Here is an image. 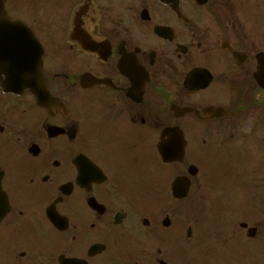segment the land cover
<instances>
[{
  "label": "flooded vegetation",
  "instance_id": "obj_1",
  "mask_svg": "<svg viewBox=\"0 0 264 264\" xmlns=\"http://www.w3.org/2000/svg\"><path fill=\"white\" fill-rule=\"evenodd\" d=\"M226 1H3L0 264H264V37Z\"/></svg>",
  "mask_w": 264,
  "mask_h": 264
},
{
  "label": "rangeland",
  "instance_id": "obj_2",
  "mask_svg": "<svg viewBox=\"0 0 264 264\" xmlns=\"http://www.w3.org/2000/svg\"><path fill=\"white\" fill-rule=\"evenodd\" d=\"M238 1L240 2V4L243 3L244 0H231V3L235 6H238ZM258 2L257 5H254V4H251V3H247V5L244 7V6H241L239 8L236 9V12H235V16H237L239 19H242L244 17V11H248V10H251V14L250 15H247L246 17L248 18L247 22L248 23H252L250 26L253 27V28H259V26H261L262 28V32L260 31L261 34H263V37H264V0H255ZM231 16V15H229ZM252 17H254V21L252 20ZM259 18V21L261 23V25H258V21H256V19ZM255 23V24H253ZM257 28V29H258Z\"/></svg>",
  "mask_w": 264,
  "mask_h": 264
}]
</instances>
